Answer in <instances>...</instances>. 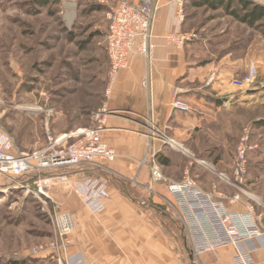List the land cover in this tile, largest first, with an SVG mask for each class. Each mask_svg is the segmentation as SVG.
<instances>
[{"label": "rangeland", "instance_id": "obj_1", "mask_svg": "<svg viewBox=\"0 0 264 264\" xmlns=\"http://www.w3.org/2000/svg\"><path fill=\"white\" fill-rule=\"evenodd\" d=\"M244 1L250 3L249 10L264 8V0ZM117 2L0 0V126L11 137L13 149H42L75 125H96L110 72L108 13ZM238 8L245 13L239 0L230 9L194 6L190 0L186 5L193 56L203 64L225 57L237 61L239 72L230 82L244 79L255 67V84L244 93L236 91L238 97L228 106L223 99L222 120L197 128L190 149L168 135L166 150L175 157L168 170L180 179L171 178L162 167L167 181L160 183L166 194L157 200L177 211L167 184L189 176L208 192H223L232 210H246L249 203L264 220V16L248 24L231 13ZM219 71L215 65L211 79ZM242 143L246 171L237 181ZM25 180L28 177L0 174V264L13 259L34 264L32 250H52L57 241L51 214L61 209L54 193L65 183L51 185L44 204L24 187ZM236 194L240 200L229 203ZM34 258L36 264L43 263Z\"/></svg>", "mask_w": 264, "mask_h": 264}, {"label": "crops", "instance_id": "obj_2", "mask_svg": "<svg viewBox=\"0 0 264 264\" xmlns=\"http://www.w3.org/2000/svg\"><path fill=\"white\" fill-rule=\"evenodd\" d=\"M188 2L159 0L150 58L140 54L130 58L128 68L120 72L101 108L106 109L103 141L116 149L118 157L102 165L64 170L70 175L69 182L54 194L59 208L74 216L70 245L65 252L50 249L31 256L34 264L37 256L43 261L39 264H49L51 260L57 264H236V249L231 245L193 256L187 224L175 209L157 200V196L166 194L164 185L158 182L153 190L149 189L151 173L142 164L148 133L154 128L160 132L154 141L156 160L161 168L173 167L175 157L166 150L167 140L161 134L167 139L169 135L183 149H190L191 136L197 128L222 120L221 102L231 89L230 79L239 72L237 61L225 57L219 63L203 64L193 56L194 44L186 41L178 46L168 41L170 33L189 32L185 13ZM215 65L220 66V71L211 79ZM144 78H148V85L143 83ZM176 90L191 111L173 109ZM81 127L86 126L75 125L60 131L56 138ZM168 171L164 173L180 179ZM85 177L106 186L108 196L100 199V205L91 206L85 201L84 197H95L98 191L96 186L84 183ZM135 186L138 189L132 188ZM244 246L254 248L255 264H264V247H255L252 241Z\"/></svg>", "mask_w": 264, "mask_h": 264}, {"label": "built area", "instance_id": "obj_3", "mask_svg": "<svg viewBox=\"0 0 264 264\" xmlns=\"http://www.w3.org/2000/svg\"><path fill=\"white\" fill-rule=\"evenodd\" d=\"M158 2L159 0H139L138 2L118 0L116 6L108 13L106 51L110 61V72L106 96L112 93L120 72L128 68L133 55L140 54L146 59L150 58ZM190 37L189 33H170L167 39L170 43L182 46ZM255 77L256 68L252 67L244 79H233L230 82L232 91L226 94L223 105L228 106L238 97L236 91L241 93L248 91L255 84ZM143 83L148 85V78H144ZM172 107L182 112L191 111V106L179 97L178 90L175 91ZM105 113L106 109L103 108L96 114L95 126L78 128L74 132L54 139L42 149L31 151L13 149L11 137L1 131L0 126V174L10 177H28L24 187L41 202L47 204L48 188L53 184L69 182L70 175L64 170L84 165H102L105 162H113L118 157L116 149L109 146L102 138ZM159 135L160 132L154 128L148 133L147 152L142 160V164L147 165L151 173V182L148 187L151 190L156 183L167 181L155 156L154 141ZM161 137L167 140L164 134H161ZM70 138L75 140L65 142ZM245 154L246 146L242 143L238 147L236 157L237 181H241L242 174L246 171ZM84 183L94 185L98 190L95 197H84L89 205H100V199L108 196L103 182L92 181L85 177ZM167 186L174 197L179 216L185 221L191 234L194 257L231 245L236 249L234 256L236 264H255L252 255L254 248L245 247L244 244L252 241L255 247L256 245L264 247V229L261 218L252 205L247 203V208L243 211L232 210L226 203L227 196L223 192L218 194L208 192L200 188L196 180L189 176L168 182ZM76 189H80L79 184ZM239 200L240 195L236 194L229 199V203ZM51 217L57 238L52 250L65 252L70 245L69 236L75 228L74 216L70 211L55 209ZM42 252H44L43 249L32 250L34 255ZM58 261L62 262L60 257Z\"/></svg>", "mask_w": 264, "mask_h": 264}, {"label": "trees", "instance_id": "obj_4", "mask_svg": "<svg viewBox=\"0 0 264 264\" xmlns=\"http://www.w3.org/2000/svg\"><path fill=\"white\" fill-rule=\"evenodd\" d=\"M192 5L194 6H210L213 8L225 7L230 9L232 7L235 0H190ZM250 3L239 0V7L241 11L244 10L245 13L242 14L239 8L238 10H232L231 13L234 14L240 21L246 22L248 24H254V22L258 21L264 16V8L254 7L249 10ZM163 162V160H162ZM8 264H26L25 259H13L8 262Z\"/></svg>", "mask_w": 264, "mask_h": 264}]
</instances>
